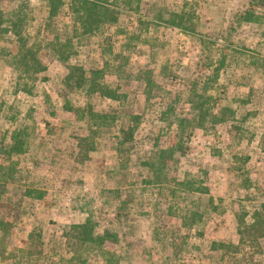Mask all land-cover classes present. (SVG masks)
<instances>
[{
    "label": "rangeland",
    "instance_id": "obj_1",
    "mask_svg": "<svg viewBox=\"0 0 264 264\" xmlns=\"http://www.w3.org/2000/svg\"><path fill=\"white\" fill-rule=\"evenodd\" d=\"M21 6L47 68L21 76L0 36V264H264V237L212 248L264 200V0H109L117 21L91 34L0 0L4 19ZM69 65L89 80L67 86ZM88 219L119 241L74 246Z\"/></svg>",
    "mask_w": 264,
    "mask_h": 264
},
{
    "label": "trees",
    "instance_id": "obj_2",
    "mask_svg": "<svg viewBox=\"0 0 264 264\" xmlns=\"http://www.w3.org/2000/svg\"><path fill=\"white\" fill-rule=\"evenodd\" d=\"M48 8V17L50 19L57 17L63 10H66L72 27L75 30H81L83 34H91L97 31L102 24L115 23L118 19L117 12L109 6V0H46ZM28 12L24 6L13 9L9 12L4 19V12L0 11V36L9 34V40L12 44L11 49L7 51V55L11 58L10 63L17 69L21 76L23 75H37L46 70V64L43 62L40 56V49L37 44L30 40L27 32L26 23L28 20ZM245 21H248L254 16V12L251 9L244 11L241 15ZM63 44L56 46V50L62 58L66 59ZM103 72V69H96L93 71L94 76ZM89 77L86 75V71L83 67L78 65H69V72L66 76L65 82L67 86H81ZM149 85L153 79L148 77ZM95 83V82H93ZM98 84L97 88L102 90L103 94L110 98H119V91L108 87L107 85ZM231 110L229 107H225V111ZM137 122L132 120L129 127L125 130V137L127 140L132 139ZM15 144L13 145V148ZM197 213L191 214V221H194ZM247 213L237 215L236 230L239 236V240L236 243H224L214 241L212 248L214 250H220L221 248L229 249L234 253H246L248 249H260V239L264 237V200L260 205L251 213V220L246 219ZM5 224V223H4ZM3 224V225H4ZM7 224V222H6ZM64 235L73 240L74 246L83 245L86 242H96L100 246L114 245L119 241L118 234L106 230L102 234L94 233V224L88 219L83 223L71 224L68 230L64 231ZM30 239L32 241H38L34 243V247L40 246L41 237L40 234L30 233ZM34 253V252H33ZM74 258L71 257L70 261ZM113 263L111 260L109 261ZM236 264H256L253 259V254L249 259L241 257L237 259Z\"/></svg>",
    "mask_w": 264,
    "mask_h": 264
}]
</instances>
